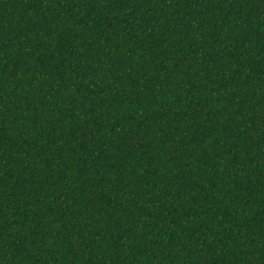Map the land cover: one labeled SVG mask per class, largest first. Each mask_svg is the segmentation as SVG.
<instances>
[{
  "label": "trees",
  "instance_id": "obj_1",
  "mask_svg": "<svg viewBox=\"0 0 264 264\" xmlns=\"http://www.w3.org/2000/svg\"><path fill=\"white\" fill-rule=\"evenodd\" d=\"M0 264H264V0H0Z\"/></svg>",
  "mask_w": 264,
  "mask_h": 264
}]
</instances>
